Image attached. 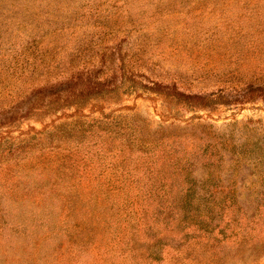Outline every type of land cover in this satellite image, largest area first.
<instances>
[{"label": "rangeland", "instance_id": "1", "mask_svg": "<svg viewBox=\"0 0 264 264\" xmlns=\"http://www.w3.org/2000/svg\"><path fill=\"white\" fill-rule=\"evenodd\" d=\"M0 264H264V0H0Z\"/></svg>", "mask_w": 264, "mask_h": 264}]
</instances>
